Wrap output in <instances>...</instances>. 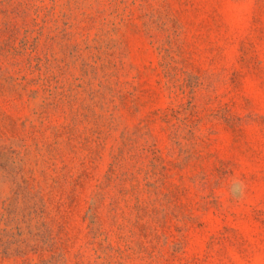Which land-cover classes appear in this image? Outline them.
<instances>
[{"label":"rangeland","instance_id":"1","mask_svg":"<svg viewBox=\"0 0 264 264\" xmlns=\"http://www.w3.org/2000/svg\"><path fill=\"white\" fill-rule=\"evenodd\" d=\"M0 264H264V0H0Z\"/></svg>","mask_w":264,"mask_h":264}]
</instances>
